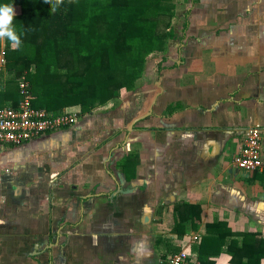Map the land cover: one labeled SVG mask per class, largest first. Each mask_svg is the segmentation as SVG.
I'll return each mask as SVG.
<instances>
[{
  "label": "crops",
  "instance_id": "1",
  "mask_svg": "<svg viewBox=\"0 0 264 264\" xmlns=\"http://www.w3.org/2000/svg\"><path fill=\"white\" fill-rule=\"evenodd\" d=\"M172 2L177 35L134 89L0 148V264H162L215 220L264 237V165L234 164L253 124L264 160V0ZM7 79L0 107L17 97ZM186 203L200 216L178 237ZM229 258L222 247L215 264Z\"/></svg>",
  "mask_w": 264,
  "mask_h": 264
},
{
  "label": "trees",
  "instance_id": "2",
  "mask_svg": "<svg viewBox=\"0 0 264 264\" xmlns=\"http://www.w3.org/2000/svg\"><path fill=\"white\" fill-rule=\"evenodd\" d=\"M20 7L13 27L21 47L0 41L5 50L8 88L15 87L10 106L20 94L18 79L24 75L32 94L31 104L58 113L78 106L80 114L115 100L122 89L131 90L141 78L148 56L165 52L175 32L172 0H63L55 12L43 0H0ZM13 93V94H14ZM199 206L174 207L172 233L181 237L195 229ZM158 244H165L161 237ZM167 249L178 251L174 244ZM225 247L231 264H261L264 237L234 232L223 220L206 223L191 249L200 264H215ZM167 250V251H168ZM164 254L161 261L163 264Z\"/></svg>",
  "mask_w": 264,
  "mask_h": 264
},
{
  "label": "built area",
  "instance_id": "3",
  "mask_svg": "<svg viewBox=\"0 0 264 264\" xmlns=\"http://www.w3.org/2000/svg\"><path fill=\"white\" fill-rule=\"evenodd\" d=\"M5 50L0 48V71L5 69ZM20 99L16 106L0 107V148L7 145H20L44 133L72 126L80 115V109L66 107L58 113L31 104L32 94L25 76L18 79ZM237 168L254 172L264 165L262 152V127L259 124L248 125L244 129L243 144L234 157ZM193 234L190 240H198ZM163 264H200L196 252L190 244L183 243L181 248L165 256Z\"/></svg>",
  "mask_w": 264,
  "mask_h": 264
},
{
  "label": "clouds",
  "instance_id": "4",
  "mask_svg": "<svg viewBox=\"0 0 264 264\" xmlns=\"http://www.w3.org/2000/svg\"><path fill=\"white\" fill-rule=\"evenodd\" d=\"M45 4L51 5V11L55 12L57 7L63 0H43ZM16 16L15 9L12 4H0V41L7 40L10 42L12 50L21 47L20 35L13 27V19Z\"/></svg>",
  "mask_w": 264,
  "mask_h": 264
},
{
  "label": "rangeland",
  "instance_id": "5",
  "mask_svg": "<svg viewBox=\"0 0 264 264\" xmlns=\"http://www.w3.org/2000/svg\"><path fill=\"white\" fill-rule=\"evenodd\" d=\"M176 13V12H175ZM174 21H176V18L174 19V16L172 17V19H171V24H172V26L175 28V25H174ZM173 22V23H172ZM175 30L176 31H178V29H176L175 28ZM154 54L155 53H152V54H150L149 56H148V61H147V63L145 64V68H144V71H143V74H145L147 71H146V67L148 68H150V67H152V59H153V57H154ZM4 71L7 73V76L8 77H11V76H9V73H8V71L6 70V67H5V69H4ZM149 71H150V69H149ZM142 74V75H143ZM70 107H74V106H68V108H70ZM75 108H79L78 106L77 107H75Z\"/></svg>",
  "mask_w": 264,
  "mask_h": 264
},
{
  "label": "water",
  "instance_id": "6",
  "mask_svg": "<svg viewBox=\"0 0 264 264\" xmlns=\"http://www.w3.org/2000/svg\"><path fill=\"white\" fill-rule=\"evenodd\" d=\"M147 116V115H146ZM145 116H140V117H137V118H134L133 120H132V122H131V124H130V127L128 128V130H132L133 129V126H134V123L136 122V121H138L139 119H142V118H144ZM132 140H130V142H131Z\"/></svg>",
  "mask_w": 264,
  "mask_h": 264
},
{
  "label": "flooded vegetation",
  "instance_id": "7",
  "mask_svg": "<svg viewBox=\"0 0 264 264\" xmlns=\"http://www.w3.org/2000/svg\"><path fill=\"white\" fill-rule=\"evenodd\" d=\"M176 35H177V34H175V37H176ZM175 37H174V39H175Z\"/></svg>",
  "mask_w": 264,
  "mask_h": 264
}]
</instances>
